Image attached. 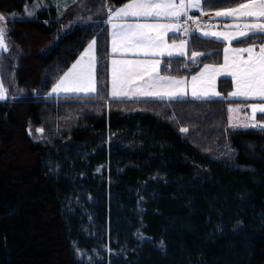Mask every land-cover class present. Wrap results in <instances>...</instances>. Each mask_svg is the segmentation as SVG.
I'll list each match as a JSON object with an SVG mask.
<instances>
[{
    "label": "trees",
    "instance_id": "1",
    "mask_svg": "<svg viewBox=\"0 0 264 264\" xmlns=\"http://www.w3.org/2000/svg\"><path fill=\"white\" fill-rule=\"evenodd\" d=\"M100 20L62 32L50 9L11 23L0 77L27 94L0 102V264H264V131L233 130L224 98L110 99ZM94 37L99 97L50 96ZM191 40L189 54H211L164 59L161 74L221 63L224 44Z\"/></svg>",
    "mask_w": 264,
    "mask_h": 264
},
{
    "label": "snow or ice",
    "instance_id": "2",
    "mask_svg": "<svg viewBox=\"0 0 264 264\" xmlns=\"http://www.w3.org/2000/svg\"><path fill=\"white\" fill-rule=\"evenodd\" d=\"M212 4L213 0H127L120 7H107V18L101 19L99 23L110 25V98L187 97L190 88L191 96L195 99L210 100L221 97V93L216 90V81L219 76L227 75L232 77L234 83V90L228 93L229 97L257 101L248 105L251 123L244 127L264 131V39L259 43L253 40L246 47H232L234 40L245 43L254 36L264 37V0H240L234 7L214 11L215 17L243 20L244 31L239 30V22L226 25L224 31H201L200 17L189 13L196 9L207 16L209 12L205 10V5L211 7ZM27 14L31 16L33 13ZM5 19L0 14V22ZM88 19L91 21V17ZM190 24L195 27H190ZM169 33L173 34L172 43H169ZM193 33L197 40L205 38L224 44L223 63L218 66L204 64L190 81L187 77L160 75L158 69L164 57L178 56L195 62L211 54L197 51L189 54L190 42H196L191 40ZM5 34V27L0 26V54L9 51ZM176 34L185 38L176 43ZM96 44L94 37L71 67L51 84L49 95L63 93L99 97L98 61L94 55ZM129 54L135 58H127ZM8 99L3 82L0 81V101ZM227 111L233 113L236 109L229 106ZM257 113L261 114L260 120H257ZM232 127L235 130L236 126ZM37 131L42 133L43 129ZM181 131L187 132V129ZM28 132L31 135L30 128Z\"/></svg>",
    "mask_w": 264,
    "mask_h": 264
},
{
    "label": "rangeland",
    "instance_id": "3",
    "mask_svg": "<svg viewBox=\"0 0 264 264\" xmlns=\"http://www.w3.org/2000/svg\"><path fill=\"white\" fill-rule=\"evenodd\" d=\"M107 7H113V5H111L108 0H35L32 4L27 5V11H26V7L24 8L22 12L6 13V12L0 11V14H3L6 17L5 21L0 22V26L5 27L6 29L5 42L8 45L11 23L15 20L32 19L36 16L37 12L39 11L53 9L61 23V31L67 32L71 30L72 28H74L75 26L88 25L90 22L94 21L95 19L106 20ZM27 12H32L33 14L29 16ZM13 17L15 18L13 19ZM89 17H91V21H89L88 19ZM202 20L207 21V26H205V28H212L208 26V22H209L208 19H202ZM108 27H109V33H110V25H108ZM109 39H110V35H109ZM169 43H172V41L169 40ZM176 43L178 42L176 41ZM94 55L96 57V46H95ZM177 57L178 56H174L172 58H177ZM168 58L169 57L162 58L161 63L164 59H168ZM109 69H110V66H109ZM0 81H1V77H0ZM109 87H110V84H109ZM3 90L5 91V94L9 97L8 100H12L13 99L12 97H15V99H18L19 97H22L27 94L26 88L25 90H22L21 87H18L16 85L15 81L13 84L12 93L9 92L7 89H5L4 86H3ZM108 94L110 98V88H109ZM50 96L87 97V96H93V95L61 93L58 95H50ZM138 99L141 100V99H157V98L155 97H121L120 99H117V100H138ZM165 99L166 100H171V99L179 100L178 98H168V97H165ZM0 102H5V101H0ZM231 107L236 109V111L233 113H230V115L228 114L229 126L232 127L233 125H235L236 126L235 129H246L244 125L251 123V121L248 119V117L251 115V109L249 108V112H247L246 108L248 106H245V105H240V106L231 105ZM229 117H231V121L229 120Z\"/></svg>",
    "mask_w": 264,
    "mask_h": 264
},
{
    "label": "crops",
    "instance_id": "4",
    "mask_svg": "<svg viewBox=\"0 0 264 264\" xmlns=\"http://www.w3.org/2000/svg\"><path fill=\"white\" fill-rule=\"evenodd\" d=\"M121 6H122V5H121ZM118 7H120V6H118ZM233 7H234V6H233ZM113 8H116V7L113 6ZM214 11H215V10L208 11V12H209V15L204 16V15L201 14L200 11H198V10H196V9H192V10L190 11L189 14L192 15V16H195V17H200V19H208V20H211V21L215 22V27H214V28H213V27H212V28H202L201 31L209 30V29H211V30H216V31H224V30H226V29H225V26H226V25L233 24V23H237V22L241 23V28H240L239 30H240V31H244V28H243V23H244V21H243V20H240V21H233V20L228 19V18L215 17V16H214ZM196 14H197V15H196ZM172 37H173V34H172V33H169V40H170V41H172ZM254 37H256L255 41H257L258 43H259L262 39H264V37H260V36H254ZM182 38H183V36H181L180 34H176V41H177L178 43L180 42V39H182ZM252 42H253V41H249V42H245V43H243V44H239L237 41L234 40V41L232 42V47H246V46H248L249 44H251ZM224 46H225V45H224ZM224 46H223V47H224ZM127 58H130V59H131V58H135V57H133L131 54H129ZM110 59H111V57H110ZM199 59H200V58H199ZM197 60H198V59H197ZM162 63H163V62H162ZM162 63H160V67H161ZM221 63H223V55H222ZM221 63H219V64H221ZM219 64H211V65H217V66H218ZM160 67H159V69H158L159 73H160ZM202 67H203V65H202L200 68H202ZM200 68H199V69H200ZM110 69H111V65H110ZM199 69H198L197 71L191 73L190 75H184V76L181 75V76H173V77H176V78L187 77L188 80L190 81V80H191V77H192L193 75H197V74H198ZM160 75H163V74L160 73ZM163 76H171V75H163ZM221 79H230L231 82H232V89H231V91L234 90V83H233L232 77H231V76H227V75H221V76H219V77L217 78V81H216V90H217V91H219V89H218V82H219V80H221ZM231 91H230V92H231ZM219 92H220V91H219ZM222 98H224V99H228V100L237 101V103L234 104L233 106H240V105L248 106V105L251 104V103H256V102H257L256 100H244L243 98H232V97H229L228 94H227L226 96H223V94H221V97H213V98H211V99H222ZM157 99H159V98H157ZM178 99H179V100H180V99H183V97H178ZM184 99H195L194 97L191 96V90H190V88H189V94H188V96H187V97H184ZM163 100H166V99L164 98ZM171 100H174V99H171ZM195 100H197V99H195ZM249 108H250V107H247V108H246V111H247V112H249ZM229 115H230V113H229ZM260 119H261V114H260V113H257V120H260ZM250 128H251V127H250Z\"/></svg>",
    "mask_w": 264,
    "mask_h": 264
},
{
    "label": "built area",
    "instance_id": "5",
    "mask_svg": "<svg viewBox=\"0 0 264 264\" xmlns=\"http://www.w3.org/2000/svg\"><path fill=\"white\" fill-rule=\"evenodd\" d=\"M200 20H201L202 28H205V26H207V21L202 20V19H200ZM208 26L213 27V26H215V23L213 21L209 20ZM190 27H195V26L190 24Z\"/></svg>",
    "mask_w": 264,
    "mask_h": 264
}]
</instances>
